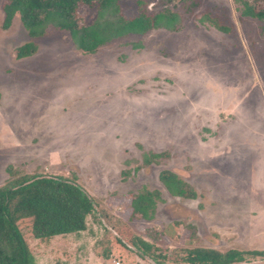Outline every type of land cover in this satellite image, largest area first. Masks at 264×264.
Masks as SVG:
<instances>
[{"label": "rangeland", "instance_id": "374dc122", "mask_svg": "<svg viewBox=\"0 0 264 264\" xmlns=\"http://www.w3.org/2000/svg\"><path fill=\"white\" fill-rule=\"evenodd\" d=\"M3 2L0 186L11 166L67 178L97 205L86 231L47 243L22 221L37 264H156L119 235L150 242L163 264L194 247L264 250V21L242 16L240 0H120L127 18L169 9L180 21L85 54L66 31L33 39L19 15L7 27ZM79 14L90 23L96 10ZM28 42L37 52L17 59ZM147 152L169 156L143 167ZM163 170L198 197L170 195ZM143 188L160 193L155 217L131 221V193Z\"/></svg>", "mask_w": 264, "mask_h": 264}, {"label": "trees", "instance_id": "16d2710c", "mask_svg": "<svg viewBox=\"0 0 264 264\" xmlns=\"http://www.w3.org/2000/svg\"><path fill=\"white\" fill-rule=\"evenodd\" d=\"M240 3L238 10L242 16L264 21V0H240ZM81 6L96 10L92 22H83L79 14ZM2 9L7 27L19 15L33 39L45 36L50 27L66 31L77 49L85 54H94L101 47L129 35H142L159 28L175 30L180 21L179 14L169 9L156 14L141 12L127 18L122 14L120 0H4ZM212 24L218 30L227 31L216 21ZM134 47H140V44ZM37 50L35 42H28L16 49V57H29ZM142 156V166L147 167L159 164L169 155L167 152H147ZM6 171L8 178L0 186V264H37L21 231L22 221L29 222L33 238L46 243L56 236L77 234L88 229V218L95 213L97 205L81 186L61 176L28 175L11 166ZM159 180L172 196L183 199L198 197L193 186L174 171H161ZM159 199L157 190L143 188L131 193L130 220L152 221ZM146 231L151 235L149 229ZM125 239L118 236L121 243L133 247L141 258L150 257L156 264H163L157 261L161 256L156 255L159 249L150 242L137 236ZM182 253L162 258L177 264H251L248 257L264 259V250L220 251L194 247ZM104 256L108 258V254Z\"/></svg>", "mask_w": 264, "mask_h": 264}]
</instances>
